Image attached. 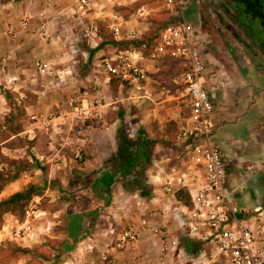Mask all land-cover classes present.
Returning a JSON list of instances; mask_svg holds the SVG:
<instances>
[{"label": "crops", "instance_id": "0c3cea01", "mask_svg": "<svg viewBox=\"0 0 264 264\" xmlns=\"http://www.w3.org/2000/svg\"><path fill=\"white\" fill-rule=\"evenodd\" d=\"M4 6L6 4H2V7ZM144 20L141 23L146 24ZM202 33L205 35V32ZM206 37L207 35L202 45L204 54L210 45V40ZM97 40L94 41L92 49L97 46ZM1 44L10 47L9 38L0 35ZM18 47L24 49L23 54L37 52L33 45L26 46L21 44L20 40L15 47L17 51ZM36 48L41 49L38 45ZM112 48L113 50L107 48L110 49L108 54L112 55L106 57H113L115 52L117 55L118 50H122ZM71 50L73 51V47ZM130 50L135 55H141L139 62L147 67L150 99L138 100L137 96H133L132 88L119 81L117 89H114L117 97L114 98L115 91L110 84L113 79H109L104 72V77H97L100 79V82L97 81L100 88L98 93L103 97L102 94L110 92V96L104 97L105 103L100 108L99 118L93 125L72 123L59 116L64 110V105H60L56 97L72 86L70 79L60 78L61 82H57L52 88L53 94L40 89L30 101L24 99L23 109L27 121L18 133L24 134L23 140L19 146L9 148L6 145L4 149L14 153L11 157L15 160L34 161L35 177L26 172L20 177L9 179L2 191L0 190V197L2 194L11 195L18 192L30 184L44 185L42 195L35 194L28 202L33 204L38 216L44 217V220L53 213L37 206L42 196L49 195L52 201L69 202L67 214L72 209L73 196L80 197L79 194L89 190L88 195H83L89 201V206L92 205L91 210L85 207L82 209L84 212L93 213L86 216L82 222L75 246L68 251L61 264H104L101 260L104 252L116 257L118 264H168V260H196L190 249L200 242L183 233L176 214L184 202L175 196L164 194L162 177L158 170V166L162 164L155 162L160 163L162 159L169 158L168 155H173L170 147L172 142H168V139H173V134L177 131L172 130L170 133L168 126L173 127L176 124L178 128L179 123L187 116L185 105L175 98L181 90L182 67L175 60L161 58L153 61L145 58L140 49ZM9 52L12 59L9 61L8 73H29L23 64L14 63L13 51ZM59 53L57 50V54ZM205 57L207 69L204 87L212 100L216 123L213 141L223 153L226 181L232 189L234 204L241 211L239 217L245 219L254 213L258 215L254 209L260 208L264 212V79L256 76L263 73L243 64L237 56L235 62L229 64H222L208 53ZM57 72L61 73L60 76L64 75L61 70ZM17 84L15 88L18 87ZM56 88L60 90H55ZM110 88L112 91H109ZM88 90L89 99L99 97L93 89ZM57 93L60 95L57 96ZM1 106L5 110L6 106L10 109L6 97L0 94V108ZM53 107L59 108V111H55L56 108ZM2 114L7 115V119L10 117L9 114ZM124 132H128V141L130 137H134L132 151L122 148L128 145L126 141L120 142V133ZM14 136L11 135L12 138ZM143 140L152 142L147 148L150 159L148 162H145L141 155V147L137 149V145ZM136 149L140 155L139 162L131 166L126 173L115 175L114 182L106 193L103 179L110 173L112 162L118 155L127 157L134 154ZM77 150L82 155L80 163L73 159ZM42 172H45V176L42 177L40 185L39 175ZM140 173L142 178H138ZM139 179H142V182H138ZM131 181H134L135 189L130 186ZM78 189L80 190L77 191ZM98 203L100 207H97ZM143 218L146 219L147 225L140 227V239L135 248L124 251L111 248V238L106 236L110 226L115 231L129 225L140 226L139 222ZM47 228L49 227L43 226L44 233ZM37 237L38 234L33 230L21 241L27 242ZM172 239H178V248L175 251L162 250L165 243Z\"/></svg>", "mask_w": 264, "mask_h": 264}, {"label": "rangeland", "instance_id": "374dc122", "mask_svg": "<svg viewBox=\"0 0 264 264\" xmlns=\"http://www.w3.org/2000/svg\"><path fill=\"white\" fill-rule=\"evenodd\" d=\"M90 3L93 7L84 12L79 8L77 0H0V35L9 38L10 46L0 45V60L7 55H10L11 60L12 55L9 51H13L14 63H21L25 70H29V73H21L20 75L11 73L12 71L10 73L7 71L5 75L0 74V94L6 97L7 104L10 106V109L6 106L7 110L2 106L0 108V185H4L9 179L20 177L26 172L35 177L34 161L27 159L18 161L11 157L15 155L14 153L4 151L6 145L9 148L19 146L23 140L24 134L18 133L27 121L23 109L25 100L30 101L40 89L49 92L50 95L53 94L52 88L57 82H61L59 81L60 78H68L70 79L69 82L72 83V86L63 93L60 91L61 95L60 93L56 94L57 96L60 95L56 97V100L59 101L60 105H64V108L66 99L77 94L79 89L80 91L93 89L99 95L100 88L97 81L100 82V79L97 77H104L101 62L103 58H107L106 56L112 55L108 54L110 49L113 50L112 47L116 49L137 48L142 51L146 58L158 31L168 18L161 7V0H90ZM2 4H6V6L2 7ZM209 8L211 10L210 15L212 14L211 19L203 23L202 26L203 32L207 33L206 38L210 40L209 49H205V54L208 53L209 56L219 60L222 64H229L232 61L235 62L233 54L237 53L239 55L237 58H240L243 64L256 68L263 73V75L256 74V76L264 79V45H260V41L264 40V32L261 28L257 29L258 35H255L254 41H251L237 24L235 19L237 14L231 8L228 0H211ZM111 11L118 12L123 16L127 21L128 29L137 28L141 31L140 37L132 39L133 41H116L113 39L106 24V18ZM137 13H142V16L146 17L144 20L146 24L141 23L142 19L134 20ZM23 20L29 22V26L25 30L18 27ZM92 22L97 23L98 30L94 41L99 38L95 49L91 48L94 41L89 43L82 31L86 25ZM11 24L16 26L15 35L8 32V27ZM40 26H43V29ZM256 28H259V25ZM19 40L21 44L24 43L26 46L33 45L37 52L23 54L24 49L22 47H18L17 51L15 47ZM37 45L41 49L37 50ZM70 46L73 47V51ZM57 50L60 51L59 54H57ZM17 52L20 53L17 54ZM115 56L116 52L113 57ZM41 62L49 64L50 73L48 75L40 76L37 74L36 64ZM163 63L167 64V62ZM59 70L64 73L63 76L61 75L62 77L60 76L61 73L57 72ZM12 78L13 81H10ZM15 84L18 87L15 88ZM110 84L112 90L117 89L118 81L116 79L111 80ZM55 90L60 89L56 88ZM112 90L109 89V91ZM102 96L109 97L110 92L109 94H102ZM115 96L116 91L113 97L115 98ZM53 108H56L55 111H59V108ZM2 113L9 114L10 117L7 119V115L3 116ZM52 113L56 114V112ZM168 129L171 133L172 130L177 131V126L176 124L173 127L168 126ZM12 134L15 135L13 138L11 137ZM127 135L128 132L120 133V142L126 141V145L127 143L128 145L122 148L132 151L134 149L132 145L134 137H130V141H128ZM174 135L175 133L173 138ZM171 140L168 139V142ZM78 161L80 163L82 159ZM44 176L45 172L39 175L40 185ZM142 177L143 175L140 173L138 178ZM139 180L138 182H142V179ZM130 186L136 188L134 181L130 182ZM42 193L41 191L40 195ZM84 193L85 191L81 193L82 195L79 194L85 200L79 204L81 207L87 206L88 200L83 195ZM9 194H2L0 201L7 198ZM68 203L52 201L49 195L42 196L37 206L44 207L53 214L46 216L45 220L39 215L33 221L32 231L34 230L38 237L27 242L16 240L11 236L17 227V220L22 219L24 207L22 210L14 209V211L2 214L0 237L3 238V243L0 245V264H61L68 253L63 248V241L67 239L65 237V225L67 223L66 208ZM245 219L248 220L254 230L260 231V216L254 213ZM43 226L49 227L45 229L46 233L42 229ZM69 243L71 242L69 241ZM190 251V253L195 254L196 260H180L179 262L168 260V264L171 262L175 264H227L222 256L216 255L202 243H197Z\"/></svg>", "mask_w": 264, "mask_h": 264}, {"label": "built area", "instance_id": "2783aa9c", "mask_svg": "<svg viewBox=\"0 0 264 264\" xmlns=\"http://www.w3.org/2000/svg\"><path fill=\"white\" fill-rule=\"evenodd\" d=\"M77 4L84 12L93 7L90 0H77ZM209 4L211 0H161L168 18L158 31L147 59L166 58L179 62L182 81L175 98L185 105L187 116L179 123L171 140L173 155H168L169 158L160 163L155 162L162 164L158 170L164 194L175 196L178 191H183L188 198V203H183L176 213L179 226L187 237L209 247L227 264H264V212L260 208L253 210L261 217L258 232L248 220L239 217L241 211L234 204L232 189L227 185L223 153L213 141L216 123L213 103L204 87L207 68L202 48L207 35L202 33V26L212 16ZM142 15L135 14L134 20L146 19ZM106 24L116 41L137 39L141 34L137 28L128 29L127 21L115 11L107 16ZM28 26L29 22L23 20L18 27L25 30ZM82 31L91 43L97 36V23L86 25ZM8 32L15 35L16 26L11 24ZM140 56L127 48L118 50L115 57L103 58L101 66L109 79L129 85L133 96L146 101L150 99L147 89L149 75L146 65L139 62ZM9 61L10 55L1 58L0 74H7ZM36 69L40 76H45L49 74L50 66L41 62L36 64ZM89 94V90H82L69 96L59 116L68 122L93 125L105 102L101 96L88 99ZM73 159H82L79 150L74 152ZM37 217L33 204H27L11 236L16 240L29 236ZM139 225H129L119 231L110 226L106 236L111 238V248L117 251L135 248L140 239V227L147 225L146 219H141ZM2 243L0 237V245ZM178 245V239H172L162 250L175 251ZM101 260L104 264H118L117 258L108 252L103 253Z\"/></svg>", "mask_w": 264, "mask_h": 264}, {"label": "trees", "instance_id": "16d2710c", "mask_svg": "<svg viewBox=\"0 0 264 264\" xmlns=\"http://www.w3.org/2000/svg\"><path fill=\"white\" fill-rule=\"evenodd\" d=\"M232 1L231 6L238 11L237 14V21L239 24L246 25L247 31L255 38V35H258L257 29H260L264 32V0H230ZM259 25V28L256 26ZM257 33V34H255ZM260 35V34H259ZM264 35V33H263ZM262 36V35H261ZM133 41V40H132ZM131 42V41H130ZM117 44L116 42H113ZM136 43V42H134ZM260 45H264V40L260 41ZM140 144L137 145V149L140 146L142 149L141 155L145 162H148L150 159L148 157V146L152 144L149 140H143L139 142ZM136 149V150H137ZM119 159V160H118ZM140 160L139 151L137 150L134 154H129L127 157L123 155H118V158L112 162L111 170L109 174H106L105 178L103 179V185L106 188L105 192H109L110 186L114 182V176L121 173H126L131 166L136 165L137 162ZM78 177V176H77ZM5 185V183H4ZM3 184L0 185V190L4 186ZM45 186H37L34 184L28 185L26 188L15 192L9 195L4 200L0 201V218L2 214L14 211V209L22 210L23 207L28 204L30 199L35 194H40ZM106 192V193H107ZM85 193H89V190H86ZM175 197L183 201L184 203H188V198L186 197L183 191H178ZM73 203L71 206V211L66 214L67 223L65 225V232L67 239L63 241V248L64 251H70L75 246V242L77 241V237L81 232V225L82 222L85 220L86 216L91 215L93 212H84L82 207L79 205L82 201H85L82 197H75L73 196ZM83 203V202H82ZM86 209L90 208L89 201H87ZM101 205L98 203L97 207ZM24 211V209H23ZM69 241L71 243H69Z\"/></svg>", "mask_w": 264, "mask_h": 264}, {"label": "flooded vegetation", "instance_id": "af4514ba", "mask_svg": "<svg viewBox=\"0 0 264 264\" xmlns=\"http://www.w3.org/2000/svg\"><path fill=\"white\" fill-rule=\"evenodd\" d=\"M229 1V3H230V6H231V4H232V1H230V0H228ZM231 8L233 9V11L236 13V14H238V11L236 10V9H234L232 6H231ZM237 17V16H236ZM236 19V18H235ZM236 22H237V24H239L238 23V21H237V19H236ZM239 26H240V28L243 30V32H244V34L251 40V41H254V39L252 38V36L249 34V32L247 31V27H246V25H243V27H242V25L241 24H239ZM247 46V44L245 45V47ZM234 55V57L236 58V56L238 57L239 55L237 54V53H234L233 54ZM240 59V58H239ZM241 60V59H240Z\"/></svg>", "mask_w": 264, "mask_h": 264}]
</instances>
